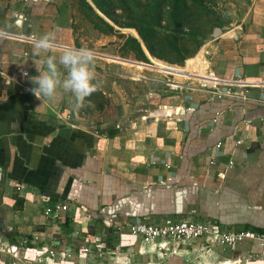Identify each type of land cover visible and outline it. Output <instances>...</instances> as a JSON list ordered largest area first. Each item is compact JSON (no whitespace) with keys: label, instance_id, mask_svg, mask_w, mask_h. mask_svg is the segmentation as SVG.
Segmentation results:
<instances>
[{"label":"crops","instance_id":"obj_1","mask_svg":"<svg viewBox=\"0 0 264 264\" xmlns=\"http://www.w3.org/2000/svg\"><path fill=\"white\" fill-rule=\"evenodd\" d=\"M25 2L0 12V208L15 227L30 230L36 249L48 250L45 256L52 260L55 255L79 257L87 240L101 235L84 232L95 220L85 217L81 201L114 205L111 220L94 223L104 231L111 223L139 219L130 218L132 214H146L141 220L155 224L178 221L182 210L196 221H211L220 231L264 228V0H250L240 30L221 36L235 40L219 44L205 70L219 84H232V89L242 91L246 99L235 104L227 99L222 106L226 101L209 100L197 87L162 94L152 90L157 85L148 78L150 82L142 85L152 87L144 92L152 107L141 118L94 123L96 129L91 132L83 117L74 119L82 122H74L77 130L93 136L85 163L77 167L43 151L55 140L57 153L67 155L69 147L58 137L67 134L60 126L63 131H75L69 125L73 122L66 120L70 115L62 119L68 110L61 113L55 98L43 102L30 91L34 87L31 78L40 74L37 66L45 70L44 58L58 57L64 49L75 47L56 23L54 0ZM48 32H55L56 48L36 54V40ZM95 63L115 67L107 61L95 59ZM98 71L95 68L98 90L117 100L123 81L113 77L109 85ZM19 95L28 98L22 101ZM32 121L56 128L41 136ZM135 195L141 197L135 200ZM55 204H65L67 209L45 215V209ZM127 229L124 225L122 233L127 234ZM246 244L256 249L255 244ZM119 254L118 250L115 257ZM219 256L217 252L211 255Z\"/></svg>","mask_w":264,"mask_h":264},{"label":"rangeland","instance_id":"obj_2","mask_svg":"<svg viewBox=\"0 0 264 264\" xmlns=\"http://www.w3.org/2000/svg\"><path fill=\"white\" fill-rule=\"evenodd\" d=\"M25 3V0H0V12ZM54 3L57 8L53 13L58 15L56 23L68 34L74 47L92 49L97 61H107L115 66L109 68L107 64L95 63L101 79L105 77L109 85L113 77L118 82L123 81L120 82L122 87L117 100H112L107 92L104 94L97 90L86 98L84 106L79 109L74 108L75 98L71 93L58 89L55 97L57 107L61 113L68 110L62 119L70 115L66 120L72 121L69 125H74L76 128L72 129L76 130L78 126L74 122L78 117H83L86 120L84 123H89L85 127L91 132L96 129L94 123L141 118L152 107L144 96V92H149L152 87L142 85L150 82L148 78L157 85L152 90L162 94H178L189 91V87H199V83H210L207 78H211L212 74L205 72L207 62L220 49L219 44L226 45V40H235V37L227 39L221 36L229 30H240L239 26L250 0H54ZM141 32L146 36V41L153 45V49L161 54L159 58L146 49ZM138 40L146 60L138 50ZM115 71L117 75L113 73ZM65 73L64 71L63 74ZM168 83L173 84V87L176 84L182 87L171 89ZM97 128L100 129L98 126ZM1 202L0 198V205ZM89 219L94 220L92 216ZM181 219L196 221L189 216H183L179 220ZM94 223L95 221L89 224L84 232L101 233L98 236L105 237L103 227H97ZM15 225L11 222L10 215L5 216L4 210L0 208V264H216L218 260L236 256H242L240 264H245V258H259L256 251H250L255 248L248 247L247 244L234 252L217 250L220 254L217 258L208 255L206 249L199 244H179L183 252L180 255L146 252L147 246L138 239H131L134 243L129 245L121 242L119 230L113 224V241L111 244L106 242L109 250H113L110 257L103 255V258L95 257L86 261L78 256L60 258L55 255L52 260L45 256L49 253L48 250L36 249V243L30 242L33 234L28 228L20 230ZM128 230L125 231L129 232ZM79 233L75 232L77 235ZM12 244L18 245L16 251H11ZM141 245H144V252ZM130 246L132 247L128 249ZM32 247L35 249H31ZM118 250L121 254L115 257Z\"/></svg>","mask_w":264,"mask_h":264},{"label":"built area","instance_id":"obj_3","mask_svg":"<svg viewBox=\"0 0 264 264\" xmlns=\"http://www.w3.org/2000/svg\"><path fill=\"white\" fill-rule=\"evenodd\" d=\"M16 17L20 20L26 19V17L22 14H16ZM17 72L23 75H27V72H23L21 71V69H18ZM207 79L210 81V83H206L203 85H200L199 83V87L197 88L203 89L207 93V97L209 100L223 98H235L239 100L246 99L242 91L232 89V84H219L218 80L212 75L211 78ZM170 83L168 84L170 85L171 89L182 87L178 84L174 85L173 87V84ZM71 127L75 128L74 125H72ZM219 145L220 143L218 142L217 146ZM1 176L2 170L0 168V179ZM66 209L67 205L65 204L51 205L45 209V215L58 210ZM85 217L89 219L91 218V215L87 212L85 214ZM124 225L129 229V232L127 234L120 231ZM115 226L119 230V239L121 241L122 238H124L123 241L128 240L126 238H129L130 240L138 239L141 244L147 246L148 251H151V249L153 248V252L159 254H163V252H166L170 255H180L183 252L182 248L179 247V244L185 246L199 244L206 249L205 251L206 253H208V255H212V253L216 252L217 250H229L230 252H234L244 243L250 242L252 243V245H256V249H251L250 251H256L259 255V258H255L252 262L264 264V233L253 232L250 230L220 231L214 226V223H212L211 221L200 222L190 219H181L174 222L156 224L146 222L145 220L136 219L133 222H127L124 224L116 222ZM87 242L88 244L82 246L79 253V257L86 259V261L95 257H102L103 255H108L110 257V254L113 253V250H109L108 246L106 245L105 237L95 236L93 237V239H91V242L90 239L87 240ZM170 244H172V246ZM10 248L11 251H16L17 246H10ZM93 250L94 253H92ZM241 257L236 256L235 258H223L222 260H218L216 264H225L230 260L232 262H235V264H240L242 261ZM244 261L245 264L252 263L247 258H245Z\"/></svg>","mask_w":264,"mask_h":264},{"label":"clouds","instance_id":"obj_4","mask_svg":"<svg viewBox=\"0 0 264 264\" xmlns=\"http://www.w3.org/2000/svg\"><path fill=\"white\" fill-rule=\"evenodd\" d=\"M0 35H3L0 33ZM55 32L42 35L34 44V52L50 53L56 48ZM45 70L41 71L37 66L39 75L31 78L34 87L30 91L37 99H54L58 89L65 93H71L75 98L74 108L84 106L87 97L98 90L99 84L95 75V53L89 48H66L57 57L48 55L44 58ZM61 68L66 72L64 75Z\"/></svg>","mask_w":264,"mask_h":264},{"label":"trees","instance_id":"obj_5","mask_svg":"<svg viewBox=\"0 0 264 264\" xmlns=\"http://www.w3.org/2000/svg\"><path fill=\"white\" fill-rule=\"evenodd\" d=\"M143 33L141 32V37L144 39V45L146 47V49L150 52L151 55L155 56V57H160L161 54L153 49V45H151L150 43H148L146 40V36L142 35ZM137 47L139 52L141 53V56L146 60V55L143 51V48L141 46L140 41H137ZM20 99L23 101L26 98H28V95H19ZM228 99V100H227ZM222 101H232L234 104L237 103L238 101L241 102V100L239 99H235V98H223L221 99ZM227 101L224 102V104L222 106H226L227 105ZM32 125H34L35 130H37L38 132L41 133V136L43 135H47L50 132H52L56 126H49L47 125L45 122L43 121H32L31 122ZM64 126H60L62 132L67 133L65 136H59L58 139L62 140V142L64 143V145L69 147V150L66 151V156L58 154L55 146H56V141L53 140L49 145H46L43 147V151L46 152L48 155L52 156V157H56L57 159H59L63 164L67 165V166H72V167H77V166H82L85 163L86 160V156H87V150L88 148L91 146L92 141H93V136L92 134L82 131V130H75V131H69L67 129V131H63ZM106 179H108V176H106ZM155 193H157L156 189H154ZM160 193H167L165 190L160 189ZM140 194V193H137ZM141 197L139 195H135V200ZM127 200H125V197L122 201V204H127L124 206V209H127V206L129 205V202H125ZM139 202V201H137ZM80 206H82L83 208H85L86 212H88L96 222H99L101 225L104 222V218L107 220H111L113 217L111 216H115V209H114V205H109L107 203H103L102 206H99L96 201L95 203H86L83 201L80 202ZM124 212H127L124 211ZM146 214H138V215H130V218H139V219H143V216H145ZM179 215H186V211H181L179 212ZM110 229V230H109ZM253 230L260 232V233H264V228H253ZM112 223L111 226H107L106 227V242H108L109 244H111V242L113 241V236H112Z\"/></svg>","mask_w":264,"mask_h":264},{"label":"bare ground","instance_id":"obj_6","mask_svg":"<svg viewBox=\"0 0 264 264\" xmlns=\"http://www.w3.org/2000/svg\"><path fill=\"white\" fill-rule=\"evenodd\" d=\"M151 251H154V249L152 248ZM249 261H254V260H249ZM254 263V262H253ZM210 264V263H209ZM222 264V263H221ZM225 264H235V262H232L231 260L226 262Z\"/></svg>","mask_w":264,"mask_h":264},{"label":"water","instance_id":"obj_7","mask_svg":"<svg viewBox=\"0 0 264 264\" xmlns=\"http://www.w3.org/2000/svg\"><path fill=\"white\" fill-rule=\"evenodd\" d=\"M181 112H183V109L181 110Z\"/></svg>","mask_w":264,"mask_h":264}]
</instances>
